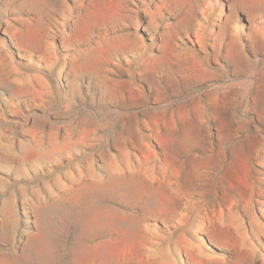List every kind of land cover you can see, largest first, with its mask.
<instances>
[{
	"label": "rangeland",
	"instance_id": "374dc122",
	"mask_svg": "<svg viewBox=\"0 0 264 264\" xmlns=\"http://www.w3.org/2000/svg\"><path fill=\"white\" fill-rule=\"evenodd\" d=\"M0 264H264V0H0Z\"/></svg>",
	"mask_w": 264,
	"mask_h": 264
}]
</instances>
